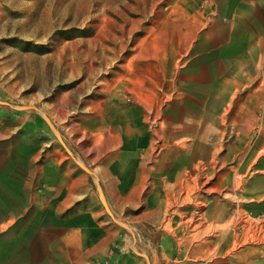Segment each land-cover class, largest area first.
<instances>
[{
	"label": "rangeland",
	"instance_id": "rangeland-1",
	"mask_svg": "<svg viewBox=\"0 0 264 264\" xmlns=\"http://www.w3.org/2000/svg\"><path fill=\"white\" fill-rule=\"evenodd\" d=\"M188 2L0 0V180L36 196L45 171L83 173L115 233L90 264L264 261V0ZM189 67L211 84H170ZM185 108L210 116L175 117ZM183 121L189 142L172 135ZM205 131L213 155L177 184L188 208L162 217L155 164ZM36 248L25 261L0 237V264H64Z\"/></svg>",
	"mask_w": 264,
	"mask_h": 264
},
{
	"label": "crops",
	"instance_id": "crops-1",
	"mask_svg": "<svg viewBox=\"0 0 264 264\" xmlns=\"http://www.w3.org/2000/svg\"><path fill=\"white\" fill-rule=\"evenodd\" d=\"M229 4H235V0H228ZM178 2V1H177ZM185 4L187 0H185ZM223 0H218V5L222 4ZM228 4V5H229ZM171 70L172 68L169 67ZM217 76L223 72L222 69L215 68ZM210 74L199 72L195 68H182L178 77L173 75L170 77V84L179 85L185 90L194 85H209L211 84ZM206 80V81H204ZM204 114H207L205 116ZM208 117L209 111H196L182 109L175 117L183 119L191 117ZM172 124V122H170ZM178 130L172 135H181L180 138H186L189 142L190 136L194 133L191 121L176 122ZM191 124V126H190ZM207 135L205 132L197 134V141L191 144H182L181 155L178 154V160L174 159V152L170 157L164 158L166 162L156 163V169H159V174L166 173L169 184L165 186L161 183L156 189L160 194L158 204L162 208V217L168 212L171 214L181 215L183 209L188 208L190 203L189 196L181 197L178 195L180 188L187 189L190 186L189 179L183 177L180 179V174L187 173L188 164L190 167L198 166V163L203 161L207 155H213L210 146L207 144ZM159 138L158 135H155ZM171 136V134H170ZM169 136V137H170ZM175 138V141L177 140ZM154 139L149 141V147L154 144ZM214 152V151H213ZM46 171L41 177V185L39 193L34 196L33 190L27 192L25 196L19 193H14L12 187L5 181L0 180V237L9 240L10 244L17 243L26 247L25 261L31 260L28 258L31 247L37 246L35 254L41 257L35 260L57 261L64 264H90L96 259H100L107 244L113 240L115 233L113 227L104 223L103 218H100V211L97 206L90 207L86 204L87 198L90 197L89 188L86 183V177L80 171L75 170V173L67 174V172H59L56 179H50L46 175ZM199 171L195 170L193 181L199 176ZM192 182V181H191ZM171 197L173 200H171ZM173 208V213L171 209ZM161 211V210H160ZM204 213L199 214V219H203ZM198 219V220H199ZM166 226H170V218L166 219ZM188 221V222H187ZM186 223L193 221L190 218ZM97 246V252L88 254L89 248ZM66 247L72 250L67 262L64 253ZM53 249V251H51ZM55 252V255L52 254ZM48 258V259H47ZM243 264H264V261L251 262L247 256L240 258ZM58 261V262H59Z\"/></svg>",
	"mask_w": 264,
	"mask_h": 264
},
{
	"label": "water",
	"instance_id": "water-1",
	"mask_svg": "<svg viewBox=\"0 0 264 264\" xmlns=\"http://www.w3.org/2000/svg\"><path fill=\"white\" fill-rule=\"evenodd\" d=\"M22 108H26V107H22Z\"/></svg>",
	"mask_w": 264,
	"mask_h": 264
}]
</instances>
